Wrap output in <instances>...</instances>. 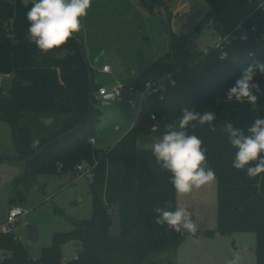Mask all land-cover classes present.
Returning a JSON list of instances; mask_svg holds the SVG:
<instances>
[{"label":"trees","instance_id":"obj_1","mask_svg":"<svg viewBox=\"0 0 264 264\" xmlns=\"http://www.w3.org/2000/svg\"><path fill=\"white\" fill-rule=\"evenodd\" d=\"M162 1L147 0L149 11ZM202 1L210 12L196 33H171L166 58L149 67L133 85L137 90H143L147 83L160 87V95L147 102L150 112L106 153L96 150L91 142L102 113L96 107L94 71L76 34L62 48L41 54L26 39L27 9L20 0H0V75H15L8 94L0 89V122L10 124L16 158L27 162L22 181L30 186L39 175H78V166H96L92 219L74 221L75 231L55 234L52 246L44 248L38 258L30 255L14 233L0 232V264H176L180 245L192 234L180 235L155 223L152 210L165 202H171V210H175L177 193L169 182L171 174L160 168L151 151H138L137 132L151 114L160 121L174 122L183 107L216 113V132L209 131L207 125L188 131L202 139L208 165L216 173L218 232L255 233L256 264H264V173L249 178L246 171L234 169L235 149L221 131L224 123L231 121L247 135L254 120L264 118V96L255 108L247 102L226 103L224 99L244 67L264 62V44L256 40L264 32V0H255L257 8L240 23L251 32L248 40L211 48L207 55L195 49L194 39L209 22L216 25L235 0ZM245 1L239 0L241 4ZM238 26L219 27L220 37H227ZM255 80L264 88V76L257 74ZM49 116L53 122L46 125L41 118ZM35 140L39 141L37 146H33ZM4 159L0 157V163ZM119 163L124 164L125 173L116 176L112 166ZM118 205L121 236L113 238ZM72 243L79 244L81 251L77 258L65 262L63 249ZM165 255H169L165 261L158 258Z\"/></svg>","mask_w":264,"mask_h":264},{"label":"rangeland","instance_id":"obj_2","mask_svg":"<svg viewBox=\"0 0 264 264\" xmlns=\"http://www.w3.org/2000/svg\"><path fill=\"white\" fill-rule=\"evenodd\" d=\"M255 0L233 1L226 15L209 22L194 39L197 51L214 48L220 38V28L241 25L257 8ZM210 7L202 0H163L160 6L149 11L147 0H92L88 15L83 19L82 30L76 34L88 63L96 71V80L105 86L113 83L130 87L151 66L166 58L170 48V34L194 35L205 20ZM222 22V20H224ZM241 32V31H240ZM107 65L111 73L104 74ZM96 96V95H95ZM131 96L121 100L98 103L102 116L96 135L97 148L103 152L113 150L138 121V109L129 104ZM150 112L148 106L145 113ZM161 123H165L161 120ZM146 118L137 132L138 151L150 150L151 135ZM163 129L164 124H161ZM131 127V128H130ZM12 136V127L0 122V218L5 222L13 207L24 210V216L12 227V232L28 248L32 257L38 258L44 248L52 246L55 234L76 230L74 221L91 220L93 217L92 180L78 174L59 176L39 175L32 185L22 181L27 162L19 160ZM14 201L15 205H11ZM217 180L193 190L188 195L176 196V207L196 212L200 225L197 239H186L179 247L176 264H228L233 255L240 257V264H256L255 233L236 232L222 235L218 232ZM40 230V243L30 247L25 242L26 226ZM3 228L1 232H8ZM207 234V235H205ZM81 247L72 243L64 247V261L78 257ZM169 255L160 256L166 260Z\"/></svg>","mask_w":264,"mask_h":264},{"label":"clouds","instance_id":"obj_3","mask_svg":"<svg viewBox=\"0 0 264 264\" xmlns=\"http://www.w3.org/2000/svg\"><path fill=\"white\" fill-rule=\"evenodd\" d=\"M20 3L27 9L26 39L44 55L62 48L82 30V21L92 6V0H20ZM257 74L264 76V62L255 61L241 70L240 76L227 89L225 102H247L255 108L259 97L264 96V88L255 80ZM41 119L46 125L53 122L50 116ZM152 119L155 120V116ZM215 119L214 111L196 112L183 107L180 117L164 124L163 129L159 122L150 127L151 153L160 168L171 174L169 182L178 195H188L216 180L215 170L208 165L207 148L202 139L188 131L190 127L207 125L209 131L216 132ZM221 131L235 149L234 169L246 171L249 178L264 173V118H256L247 128V135L231 121H226ZM38 143V140L33 141V146ZM152 213L157 225H167L180 235L199 231L200 225L193 218L197 213L183 207L171 210V202L155 207ZM228 264H240V257L233 255Z\"/></svg>","mask_w":264,"mask_h":264},{"label":"built area","instance_id":"obj_4","mask_svg":"<svg viewBox=\"0 0 264 264\" xmlns=\"http://www.w3.org/2000/svg\"><path fill=\"white\" fill-rule=\"evenodd\" d=\"M251 31L252 33L253 32L255 33L256 28L253 27ZM250 37H251V32L245 30L242 25H239L238 28L232 33H230L227 37H220L218 43L215 45L214 48L216 49L223 48L225 45H229L233 40L246 41ZM256 40L259 44L261 43L264 44V32L261 33ZM204 53L205 55H207L209 52L205 51ZM224 57L225 56H223V58ZM103 71L105 73H108L110 71V68L108 66H105L103 68ZM160 93H161L160 87L157 84H153V83H147L143 90H137L133 85L130 87L117 85L110 90L108 88L100 87L98 88L97 91V95L103 100V102L120 101L123 99L125 95L131 96V99H129V104L133 108L138 109V113H139L138 120H140L145 114V108L147 107L148 100L153 96H157V95L159 96ZM153 116L155 115L151 114L150 116V121L152 122L151 126L154 123L157 122L160 123V121L156 118V116H155V120H153L152 119ZM91 142L93 143V140ZM95 169L96 166H87L85 164H82L77 167V172L78 174H81L82 176L90 180H93L95 176ZM24 214H25L24 210L20 207L11 208L9 213L7 214V218L5 222H3L2 219L0 218V232L2 231L3 228H9V231L6 233H13L12 227L19 221V219H21L24 216ZM17 239L19 238L17 237Z\"/></svg>","mask_w":264,"mask_h":264},{"label":"water","instance_id":"obj_5","mask_svg":"<svg viewBox=\"0 0 264 264\" xmlns=\"http://www.w3.org/2000/svg\"><path fill=\"white\" fill-rule=\"evenodd\" d=\"M113 173L116 176H121L125 173V167L123 163H119L112 166ZM113 238H119L121 236V212H120V205L116 207V214H115V227L111 233ZM41 241L40 237V230L38 227L34 225H27L26 226V237L25 242L29 244L30 247L37 246Z\"/></svg>","mask_w":264,"mask_h":264},{"label":"crops","instance_id":"obj_6","mask_svg":"<svg viewBox=\"0 0 264 264\" xmlns=\"http://www.w3.org/2000/svg\"><path fill=\"white\" fill-rule=\"evenodd\" d=\"M90 65V64H89ZM105 66H107V65H104V67ZM90 67L93 69V71H94V73H93V81H94V84H95V86L97 87V88H100V87H104V88H108L109 90L110 89H112V87H113V83L112 84H110L108 87L107 86H105L102 82H101V79L100 80H96V71H95V69H94V67L93 66H91L90 65ZM103 67V68H104ZM102 71H103V69H102ZM103 73L104 74H109V73H111V69H110V71L108 72V73H105L104 71H103ZM14 79H15V75L14 74H6V75H0V89H2V91H3V93L4 94H8V92L10 91V89H11V86H12V84H13V81H14ZM96 100H97V105H99L100 103H103V100L96 94ZM113 102V101H112ZM122 101L120 100V101H118V103H121ZM99 103V104H98ZM105 103V105H107V104H109V102H104ZM97 105H96V107H97ZM160 121V120H159ZM138 122V121H137ZM137 122H136V124H137ZM149 122H150V124H152V122L149 120ZM160 123H161V121H160ZM136 124L135 125H133V128L136 126ZM161 124H165V123H161ZM131 128V127H130ZM132 128V129H133ZM128 134V133H127ZM126 136V135H125ZM125 136H124V138H125ZM93 144H94V147L96 148V150H98V151H102L103 152V150L102 149H99V148H97V141H96V137L93 139ZM74 176H77L76 174H74ZM198 236H199V234H192V236L191 237H189L188 239H197L198 238ZM177 258H178V253H177Z\"/></svg>","mask_w":264,"mask_h":264}]
</instances>
